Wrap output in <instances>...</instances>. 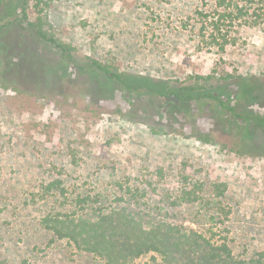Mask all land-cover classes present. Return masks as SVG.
I'll return each mask as SVG.
<instances>
[{
    "label": "rangeland",
    "instance_id": "374dc122",
    "mask_svg": "<svg viewBox=\"0 0 264 264\" xmlns=\"http://www.w3.org/2000/svg\"><path fill=\"white\" fill-rule=\"evenodd\" d=\"M213 3L28 0L25 18L22 0H3L0 264H105L67 240L51 242L53 234L41 224L51 211L83 213L78 199L86 196L94 210L126 206L148 222L169 221L215 244L226 241L238 258L264 252V127L247 131L249 144L240 154L245 123L232 128L234 117L210 97L170 108L163 95H126L118 88L113 98L96 101L84 96L87 83L106 90L105 77L93 83L72 66L66 99L60 83L5 66L7 57L27 56L57 71L65 65L59 49L34 34L32 22L70 45L79 64L93 58L133 77L208 94L225 84L223 95L232 105L241 80L227 76H243L254 89L257 111L264 107V26L236 20L229 30L237 44L222 50L202 34L205 19L198 11ZM58 178L67 198L43 197V184ZM160 263L152 253L135 262Z\"/></svg>",
    "mask_w": 264,
    "mask_h": 264
},
{
    "label": "trees",
    "instance_id": "16d2710c",
    "mask_svg": "<svg viewBox=\"0 0 264 264\" xmlns=\"http://www.w3.org/2000/svg\"><path fill=\"white\" fill-rule=\"evenodd\" d=\"M3 0H0V6ZM28 0H22L23 16L27 18L26 5ZM199 15L205 19L202 27V34H208V43L218 45L225 50L226 45L237 44V37L231 32L236 20L238 24L246 27L264 26V0H214L212 7L201 9ZM0 21L4 17H0ZM21 17L15 18V22ZM27 20V19H26ZM34 34L48 43L56 46L62 54L65 63L58 71L47 65L43 59L36 57H25L22 61L6 58L5 66L17 75H29L31 78L42 80L47 76L48 82L55 81V85L61 84L60 94L63 98L70 99L71 94L66 93L65 79L71 80L70 67L75 66L79 75H84L91 82L93 79L105 77L103 82L106 90L100 85L86 87L85 97L95 98L102 101L113 98L115 90L122 88L126 95L131 93H145L163 95L169 99L170 108L178 102H190L197 97L205 96L218 101L219 105L234 119L229 124L237 126L243 121L245 123L241 134L240 154L245 153L249 144L247 131L258 130L264 127V107L255 111L253 103L254 89L250 88L249 81L243 76L228 74L227 78H238L241 81L235 85L238 91L236 104L224 98V86L215 87L212 94L192 89L181 90L163 81L154 80L145 75L133 77L126 73L119 72L109 65L97 59L91 58L88 64H79L71 53L70 45L58 40L54 35L49 34L36 23H29ZM7 24L0 25V32ZM205 32V33H204ZM13 73V72H12ZM206 78H213L209 75ZM226 78V79H227ZM264 85V79L263 83ZM95 85V86H94ZM216 92V95L213 93ZM230 128V127H229ZM241 132V131H240ZM43 197L59 195L67 198V188L62 179H54L42 186ZM223 194V191L220 192ZM78 201L83 205V213L51 211L43 216L42 226L51 232L54 239L67 240L78 251L90 253L102 259L105 264H135L136 260L148 254H156L161 258L160 264H264V252L257 253L250 258H238L228 242L220 244L213 243L204 234L195 229L178 225L169 221L148 222L143 215L126 206L112 207L110 209L100 207L95 209L91 206L89 196L80 197ZM94 202V201H93ZM89 203V204H88ZM87 204V205H86ZM87 209V211H86ZM156 258V257H154Z\"/></svg>",
    "mask_w": 264,
    "mask_h": 264
}]
</instances>
